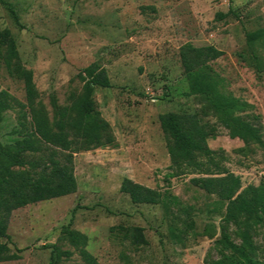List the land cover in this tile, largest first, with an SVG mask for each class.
<instances>
[{
	"label": "rangeland",
	"instance_id": "obj_1",
	"mask_svg": "<svg viewBox=\"0 0 264 264\" xmlns=\"http://www.w3.org/2000/svg\"><path fill=\"white\" fill-rule=\"evenodd\" d=\"M6 1L20 25L0 4V32L9 29L15 38L24 67L33 72L37 103L50 120L53 98L61 107L72 105L104 69L112 88H97L93 98L115 143L75 155V194L13 213L8 234L22 258L1 264H50L51 245L73 253L62 264H85L62 235L72 218V228L87 236L86 249L100 264H264V219L226 222L224 205L191 182L199 176L167 180L171 160L159 121L165 113H197L218 131L208 141L215 161L245 187L264 181V146L231 139L207 103L233 94L252 104L264 135V38L249 40L264 30V0ZM230 10V17L218 18ZM188 43L215 46L224 56L184 73L180 49ZM1 91L27 103L23 82L0 62ZM18 111L4 114V142L20 127ZM125 178L169 188L183 204L170 213L133 204L120 191ZM117 226L141 227L145 238L112 234ZM245 230L253 250L244 245Z\"/></svg>",
	"mask_w": 264,
	"mask_h": 264
},
{
	"label": "trees",
	"instance_id": "obj_2",
	"mask_svg": "<svg viewBox=\"0 0 264 264\" xmlns=\"http://www.w3.org/2000/svg\"><path fill=\"white\" fill-rule=\"evenodd\" d=\"M232 2V0H230ZM20 25L19 16L6 0H0ZM233 14L219 13L224 20ZM264 38V30L249 35L252 43ZM224 56L215 46L195 47L188 43L180 49L184 73H192ZM0 62L8 75L24 84L27 103L22 104L6 91L0 92V126L4 114L19 109L18 129L9 134V140L0 138V264L21 260L22 250L11 247L8 234L10 221L15 211L30 205L67 197L78 190L75 176V155L115 143L110 124L96 108L94 92L97 88H112L106 70H101L91 79L89 89L72 105L61 107L53 98L54 120L51 121L42 104L37 103L38 91L33 72L22 63L17 42L9 29L0 32ZM259 64V63H258ZM260 70V69H259ZM208 107L218 123L231 139H239L245 145L253 142L264 146L261 116L255 107L234 96L221 95L207 100ZM160 126L167 140L171 173L168 179L183 175H197L191 182L207 195L224 205L223 219L240 225L252 222L259 224L264 219V181L259 185L244 186L242 178L223 168L215 161V151L209 140L219 137L216 127L205 124L197 113H165L159 117ZM120 191L136 205H158L166 213L182 206L181 199L171 189H153L125 178ZM77 210V209H75ZM75 215V211L73 212ZM73 215V217H74ZM63 228V238L79 252L85 264H100L86 249L88 238L72 228ZM125 239L144 240L141 227L117 226L110 229ZM212 237V236H211ZM244 245L250 250L249 232L242 234ZM50 264H62L73 253L51 245ZM234 248V247H231ZM256 264V263H252Z\"/></svg>",
	"mask_w": 264,
	"mask_h": 264
}]
</instances>
